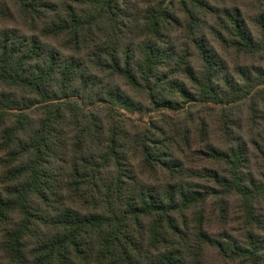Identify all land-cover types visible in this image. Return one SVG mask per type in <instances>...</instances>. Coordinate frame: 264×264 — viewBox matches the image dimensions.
Returning a JSON list of instances; mask_svg holds the SVG:
<instances>
[{
	"label": "trees",
	"instance_id": "16d2710c",
	"mask_svg": "<svg viewBox=\"0 0 264 264\" xmlns=\"http://www.w3.org/2000/svg\"><path fill=\"white\" fill-rule=\"evenodd\" d=\"M7 1L33 34L0 36V152L7 158L0 243L9 260L0 264H202L204 246L222 264H264L262 2L0 6ZM53 38L64 41L63 54L45 43ZM227 56L237 62L229 67ZM229 68L236 77H225ZM199 107L222 111L223 147L209 144V115ZM245 108L260 132L261 143L250 141L262 164L257 181L245 173L251 152L238 123ZM164 112H185L193 137L190 125L171 134ZM190 152L213 167L189 166ZM220 195L242 204L241 238L203 224V207ZM218 210L225 218V205Z\"/></svg>",
	"mask_w": 264,
	"mask_h": 264
},
{
	"label": "rangeland",
	"instance_id": "374dc122",
	"mask_svg": "<svg viewBox=\"0 0 264 264\" xmlns=\"http://www.w3.org/2000/svg\"><path fill=\"white\" fill-rule=\"evenodd\" d=\"M254 1L255 0H237V4L239 5L245 4L249 6L250 3H253ZM260 2H262V4L264 5V0H260ZM6 32H12L13 36L21 39L27 36L29 37L33 34V31L30 26V22L27 20L25 14L19 9V6L9 1L2 3L0 6V36H2ZM45 43L47 45L50 44L52 46V49L59 50V52L63 54L62 49H64L65 47L64 41L56 40L55 38H53L51 42L49 41L48 43L46 41ZM226 58L229 67L232 66L235 62H237V61H233L232 57L227 56ZM250 64H252L253 67L258 66L257 61ZM239 65H242L241 61H239ZM226 71H227L226 73L228 74L225 75V77L237 76L232 72L231 68H229L228 70L226 69ZM256 76H257V72L255 74V77ZM21 97H23V95L18 93V99L16 100V104H23L24 100H22ZM197 110L199 111L200 115L203 116L209 115L207 119L208 137L210 142L209 144L211 146L214 145L215 147H223V144L221 143L223 140L225 141V138L223 137V133L221 130V121L223 115L222 111L219 109L215 111H212L211 109L207 110L203 107H199ZM238 115H239L238 123L240 128V134L243 137L242 142L244 144H247L251 152L250 154L251 160L248 161L246 165L245 173H250L251 170L252 174H250L249 177L257 181L260 180L262 164L260 163V159H257L256 157V156L260 157V154L257 152V150L254 149V145H252L250 141L251 139H253L254 141H259V143H261L260 140H258L259 139L258 136L260 132L257 129L251 130L252 123L249 126V115L247 108L240 110ZM129 116L136 120H141V119L146 120L147 118V117L145 118V116L140 115L139 113L129 114ZM157 116H158L157 113H153L149 117H157ZM163 116L165 117L166 120H168L169 125L172 124L171 127H173L172 129L173 132L171 134L174 133L175 136L176 131H178L179 129L185 132L186 127L190 125L192 129L191 137H193V134L195 132V127L193 124H191V121L190 119H188L187 115H185V112H164ZM260 123H262V121H260ZM27 139L28 136L24 138V140ZM226 148H229V146H226ZM5 153L6 152H3V150L2 152H0V172H2L3 170L4 163H7V158L5 156L6 155ZM84 154L85 155L88 154V148H85ZM93 157L96 156L93 155ZM186 159L188 160L187 162L189 166L196 167L201 171H203V169H208L210 167H213V164L209 160H207L202 154L195 155L190 152L186 156ZM22 161H27V157L24 156ZM0 175L2 177V174ZM1 177H0V191L1 189H3L4 186L2 184ZM64 189L65 191H70V189H68L67 187H65ZM220 205H225V211L223 212L226 215L225 218H222L221 211L218 210V207ZM241 207H242L241 202H239L236 198L233 197L220 195L218 198L210 200L203 207L205 213L203 224L205 225V228L208 227V230L211 232V234L218 235L224 232V233H230L236 236L237 238H241V236L243 235V231L245 232L243 221L241 220L242 219ZM16 220L17 218H15V221ZM256 225L258 227L257 223ZM189 229L190 230H188V232L190 233V237L192 239L191 243H197L196 242L197 239H195V231L192 229L191 224L189 225ZM254 229L257 231L256 226L254 227ZM258 229L261 230L260 226L258 227ZM1 246L2 243H0V259L3 258L4 260L9 261L5 257L4 252H2ZM199 253H200L199 257L201 259L202 264H222L221 257L219 256L218 251L212 247L204 246Z\"/></svg>",
	"mask_w": 264,
	"mask_h": 264
}]
</instances>
